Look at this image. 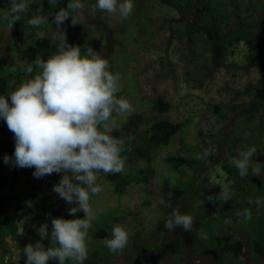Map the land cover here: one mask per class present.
Segmentation results:
<instances>
[{
	"label": "rangeland",
	"instance_id": "rangeland-1",
	"mask_svg": "<svg viewBox=\"0 0 264 264\" xmlns=\"http://www.w3.org/2000/svg\"><path fill=\"white\" fill-rule=\"evenodd\" d=\"M82 4L83 8L78 14L79 23L73 26L69 18L62 26L66 40L71 45L79 46L82 55L86 54L84 51L87 48H91L108 63L111 61L110 66L114 74L120 76V90L125 91L123 97L132 105V111L129 113L113 114L115 122L111 126V131L125 127L132 116H135L132 128H138V131H143L158 120H169L173 123L185 120L189 122L184 131L172 139L168 147L155 151L146 184L132 183L126 188L125 194L119 196L112 193V184L106 180L110 174L97 173V182L103 188V192L92 198L91 207L95 219L89 233L99 227L112 231L114 225L124 227L129 233V242L122 253H111L108 250L104 255L109 259L117 256L112 264H125L126 256H123L125 253L130 256L127 258V264H232L234 260L231 252H227V247L232 245L235 238L243 237L244 242L245 237H250L251 242L259 241L264 245V222H259V216L251 214L249 220L242 214L246 210L251 213L253 205L247 202L258 192L257 187L264 185V172H261L262 178L259 179H262V182L253 184L251 179L243 181L246 189L244 193L237 192L235 198H231L228 176L221 167L224 160L229 164H233V161L228 155L227 143L223 144L216 157L217 164L214 160V171L210 181L219 184L220 196L216 205L224 212L228 209L224 197H228L229 217L221 229L211 226L213 228L211 237L206 228L208 220L214 214L203 205L202 200H199L197 195L200 190L199 182H191L194 172L189 170L184 177L179 178L163 162L164 158L178 153L194 158L197 156L196 151L186 153V147L197 148L203 152L204 142L209 141L208 136L217 134L220 130H223L225 135L235 131L241 136L247 133L248 137L253 125L259 123L255 117L251 123L244 124L245 118L240 114L226 111V107L231 103L250 101L252 95L244 94V91L259 78L258 68L248 66L247 70L243 69L241 59L244 49L240 48V53L232 60L235 67L230 63L228 66L220 65L217 70L210 71L203 65L201 59L200 67L191 61L186 41L175 38L176 31L180 30L181 26L171 11L158 4L156 0H137L134 2L132 14L124 20L103 11L97 16L100 10L95 8V0H82ZM46 25L43 24L39 26V30L30 32L35 34L36 39H40L43 32L47 31L51 37L45 44L52 46L58 41L55 35L56 26L54 29V25L49 24L47 27ZM9 39L7 28L0 29L1 58L5 63L12 60L23 68L22 53L16 54L9 49ZM200 52L201 46L198 44L195 53ZM54 53L50 52L48 56ZM161 59H165V64L160 62ZM206 74L208 75L205 76ZM236 92L239 93L238 97ZM159 98L169 105L165 114L153 112L151 109ZM214 105H219L225 110V120L216 118L212 110ZM200 132L204 134V138L200 136ZM261 142L264 145V137ZM243 143L246 148L244 150L251 147L248 140ZM13 151L14 140H5L0 146V163L4 165L1 171L8 180H12L10 181L12 185L4 186L3 192L9 194L12 191V203L15 205L12 209L18 207L14 210H18L22 218L27 220L30 217H37L35 226L48 223L49 229L53 217L65 219L84 217L83 212L76 213L75 217L70 216L68 213L70 205L52 191L60 179V174L53 173L42 178H34L32 168L10 167L3 162V156L5 154L11 156ZM254 156L255 161L258 155ZM202 161V165L198 167V176L199 181L206 184L207 163L205 159ZM260 163V166H263L264 160ZM144 166L145 162L125 163L120 173L138 178L139 170ZM166 177L172 188L184 186L186 190L182 200L174 198L172 192L164 193L161 190V182ZM173 209L193 216L194 225L191 232L179 228L168 231L164 228V222ZM232 218L237 220L233 221ZM170 233L185 238L184 253L172 254L174 240ZM86 241L90 242V238L87 237ZM11 244L15 249V244ZM102 245L106 246V241L102 242ZM244 246L242 257L247 260L249 248L245 244ZM19 261L20 258L17 260L16 257L13 264H18ZM247 264H264V258L251 254L250 262Z\"/></svg>",
	"mask_w": 264,
	"mask_h": 264
},
{
	"label": "clouds",
	"instance_id": "clouds-1",
	"mask_svg": "<svg viewBox=\"0 0 264 264\" xmlns=\"http://www.w3.org/2000/svg\"><path fill=\"white\" fill-rule=\"evenodd\" d=\"M48 3L55 5L57 0ZM82 8V0H68L66 7L55 12L51 24L56 26V52L47 59L37 56L31 62L23 60L24 82L7 95L0 94V121L7 125L14 139V151L11 156L5 154L3 162L14 168L34 169V178L60 174L52 191L70 205V216L84 213L83 218L53 217L50 230L48 223L42 224L37 229L40 240L14 249L17 260L26 258L25 264H47L49 260L57 264H85L89 257L86 238L95 219L92 198L103 192L97 173L117 174L124 169L121 153L125 142L109 134L115 122L113 114L132 111L129 101L117 96L120 76L111 72L108 61L91 48L82 55L81 48L69 44L62 30L69 17L73 26L79 23ZM95 8L124 20L132 14L134 0H95ZM27 11L24 0H9L0 22L6 23L10 32ZM43 23L40 15L28 20L32 27ZM256 152L257 147L251 146L232 158L240 177L248 176L250 171L252 176H261L264 167L252 166L251 157ZM209 153L205 150L197 159L204 160ZM219 196L220 193L215 197L208 195L206 199L215 202ZM249 203H254L257 210L264 209V197ZM242 214L251 219L249 211ZM193 225L191 214L176 209L164 222L168 231L179 228L191 232ZM44 239H50L47 248ZM128 242V231L114 225L106 247L109 252L120 254Z\"/></svg>",
	"mask_w": 264,
	"mask_h": 264
},
{
	"label": "trees",
	"instance_id": "trees-1",
	"mask_svg": "<svg viewBox=\"0 0 264 264\" xmlns=\"http://www.w3.org/2000/svg\"><path fill=\"white\" fill-rule=\"evenodd\" d=\"M136 1L137 0H134V2ZM156 1L158 4L163 5L164 8L170 10L178 25L181 26V29L176 31L175 38L179 41H186L193 63H197L200 67L202 63H199V59H201L204 63L203 65L210 71L217 70L220 65L225 66V64H227L226 66H228L230 63H232L231 66L235 67L232 60L240 53V48H243L244 53L241 59L243 69L247 70L248 66H254L259 70V78L256 83L248 85L244 91V94L252 95L253 98L248 102L231 103L226 107V111L233 114H240L245 118L244 124L251 123L255 117H257L259 123L253 125V130H250L251 132L248 137L247 133L241 136L235 131H231L225 135L223 130H220L217 134L208 136V143L204 142V151L210 150L209 155L205 159L207 163L206 184L199 181L198 176V167L202 165L203 161L197 159V156L203 155L204 151L200 152L197 148L186 147V153L196 151L197 156L193 158L178 153L170 155L163 160L168 169L179 178L184 177L189 170L194 172L193 177H191V182H199L200 190L197 192L199 200H202L203 205L211 209L214 214L213 217L211 216L208 220L209 222L206 228L208 235L212 237L213 228L211 226L221 229L224 221L229 217V200L226 201L228 209L224 212L217 207V200L213 202L206 199L208 195H213L215 197L220 193L219 184L217 182H211L210 179L214 171V160L217 164L216 157L223 144L227 143L228 155L234 158L239 151L246 149L243 142L248 140L251 146L257 147V152L255 154H257L258 157L255 161V154L251 157L253 160L252 166H260V161L264 160V145L261 142L264 137V0ZM24 2L28 7V11L22 14L21 20L16 21L10 32L8 31L10 37L9 49L16 54L22 53L21 59L29 62L34 60L37 56H40L42 59L48 58L50 52H56L57 41H55L56 44L47 46L45 42L51 37V35L47 34V31L43 32V36L40 39H36L35 34L30 31H37L39 27L30 26L28 20L35 15H40L44 20L43 24H47V27L49 24L51 25L52 16H54L55 12L67 6L68 0H57L55 5H49L48 0H24ZM8 8L9 0H0V16H2ZM101 14L102 11H99L97 16ZM69 18L71 19V17ZM51 26L55 29V24ZM4 28H7L6 23L0 22V29L2 30ZM198 44L201 46V52L196 54L195 49ZM160 62L165 64L166 61L165 59H161ZM108 64L109 70L113 72L110 66L111 61ZM207 75L208 74L205 76ZM24 80L25 74L23 73V68L12 60L5 63L0 54V94L7 95L20 83L24 82ZM124 95V89L117 93L118 97H123ZM238 95L239 93L236 92L237 97ZM235 98H233V101ZM168 107L169 105L159 98L151 109L153 112L165 114L168 111ZM212 110L216 118L221 120L226 119V115L224 114L225 110L219 105L212 106ZM134 123L135 116H132L125 127L113 129L109 133L113 137L122 139L125 142V150L121 153L125 163L136 164L138 162H145V166L139 170L138 178L131 177L129 174L122 175L121 173L107 176L106 180L112 184V193L118 194L119 196H123L126 192V188L132 183L146 184L148 182L151 172L150 164L153 161V154L155 151L168 147L172 139L183 132L189 124L187 120L178 123H173L169 120H158L148 125L143 131H138V128H132ZM135 127H137V125ZM200 136L204 138V134L201 132ZM5 140H14L13 134L8 130L6 124L0 121V146ZM224 161L221 168L228 176L227 179L230 183L231 198H235L237 192L244 193L246 189L242 184L243 181L251 179L253 180V184L262 182V179L259 180L262 178L261 174V176H252L250 171L248 176L242 178L238 175L237 169L233 164L227 163L226 160ZM2 166L4 165L1 162L0 264H13L17 254L11 243L15 244V249H23L27 244L40 240L41 237L37 229L42 224L35 226L37 224L35 222L38 220L37 217H30L29 220H27V218H22L18 210H14L18 207L12 209L14 205L12 203V191L9 194L3 192L4 186L8 184L12 185V182H10L12 180H8L2 173ZM262 167H264V165ZM13 178L14 177H12V179ZM11 188H13V186H11ZM161 190L164 193L172 192L174 198L181 199L186 189L184 186L182 188H172L170 181L166 177L161 182ZM256 190L258 192L255 193L251 199L252 201L257 197H264V185L257 187ZM247 203H249V201ZM252 205L251 214L259 216V222H264V209L257 210L256 205L254 203ZM241 209L240 207V210ZM236 220L237 218L233 219V221ZM171 235H173L174 240L172 254L177 255L184 253V249L186 248L184 247L185 238H181V236H176L174 234ZM87 237L90 238V242L86 241L89 257L88 260L85 261V264H112L117 256L109 259L104 255L108 249L106 246L102 245V242L107 241V239L111 237V230L99 227L90 232ZM235 239L232 245L227 247V252H231L234 260L232 264H247L250 262L251 254L264 258V245L259 241L251 242L250 237H245L244 242L243 237ZM42 242L45 248L50 246V239H44ZM244 244L249 248L247 260L242 257L245 248ZM123 256H126L125 264H127L126 261L130 256L128 253H125ZM25 259L24 257H20L18 264H25ZM47 264H57V262L55 260H49Z\"/></svg>",
	"mask_w": 264,
	"mask_h": 264
}]
</instances>
